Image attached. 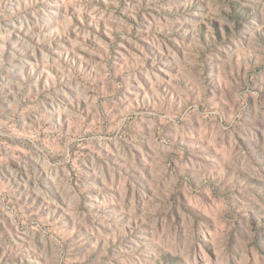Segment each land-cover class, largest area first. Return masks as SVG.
I'll list each match as a JSON object with an SVG mask.
<instances>
[{"label": "rangeland", "instance_id": "rangeland-1", "mask_svg": "<svg viewBox=\"0 0 264 264\" xmlns=\"http://www.w3.org/2000/svg\"><path fill=\"white\" fill-rule=\"evenodd\" d=\"M0 264H264V0H0Z\"/></svg>", "mask_w": 264, "mask_h": 264}]
</instances>
